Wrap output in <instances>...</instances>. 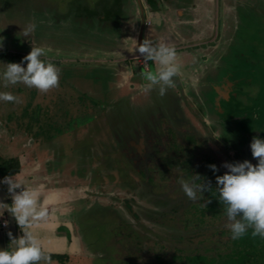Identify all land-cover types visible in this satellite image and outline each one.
Here are the masks:
<instances>
[{
	"label": "rangeland",
	"instance_id": "rangeland-1",
	"mask_svg": "<svg viewBox=\"0 0 264 264\" xmlns=\"http://www.w3.org/2000/svg\"><path fill=\"white\" fill-rule=\"evenodd\" d=\"M72 3L74 0H0V42L3 45L0 47V73L4 71L5 64L21 62L23 52L28 54L33 43L50 45L52 49L48 51L46 59L60 69L59 87L47 93L23 84L5 88L0 81V92H11L19 98L18 103H0V107L6 105L0 113L10 122L19 121L24 136L44 137L58 152L68 148L70 158L75 163L74 170L87 171L88 177L94 175L90 177L88 197L93 203L82 206L75 215L76 230L81 231L82 240L87 246L85 262L189 264L191 261L196 264L198 259L193 257L200 255L204 264H214V259L218 262L227 259L230 263L231 233L226 227L227 222L213 219L210 215H207L204 224L194 219L193 215L201 212L198 207L201 202L189 200L178 186L175 176L168 180L161 171V178L158 181L150 180L149 186L143 183V189L137 175L132 176L135 177V187L124 186L122 178L116 177V169L107 167L109 162H114L120 174L132 171L129 161L116 154V127L126 132L138 121L144 124L139 131L146 128L149 131L146 122L154 124L151 117L157 111V102L163 100L159 98L157 90V102L151 101L145 107L131 106L129 98L124 97L128 96L127 91L117 98L114 73L109 64L83 61V54H71L75 47L88 40L92 44L94 38L83 37V43L64 32L62 41L59 39L61 35L55 34L46 19L42 18L56 17L51 11L66 14L74 7ZM36 7L45 8L46 11L32 15ZM132 7L133 4H130L131 10ZM30 24L36 25L35 31L25 36V29ZM228 24L226 38L229 42L226 44L230 58L225 57L227 62H221L218 68L222 72L230 68L231 74L243 75L248 79L244 83L246 88L242 84L235 88L239 95L246 94L247 103L243 110H248L251 116L244 131L251 133L257 128L264 131V0H241L237 14H232ZM99 34L100 40L94 43L109 47V34ZM59 47L68 51L67 54L53 50ZM23 66L26 67V62ZM109 88L110 95L103 93ZM115 95L114 102H109ZM104 104L108 106L106 111H103ZM133 129L136 130L135 127ZM159 129L156 128L157 131ZM132 138L135 137L131 135ZM65 145L67 148L64 149ZM78 157L83 158L80 167L77 166ZM209 176L215 181L218 175L210 172ZM202 196V193H198L199 198ZM127 202H131V208ZM219 209L220 206H215L213 212ZM6 241L9 242L0 232V249L7 248ZM158 256L161 257L160 262Z\"/></svg>",
	"mask_w": 264,
	"mask_h": 264
},
{
	"label": "flooded vegetation",
	"instance_id": "flooded-vegetation-1",
	"mask_svg": "<svg viewBox=\"0 0 264 264\" xmlns=\"http://www.w3.org/2000/svg\"><path fill=\"white\" fill-rule=\"evenodd\" d=\"M130 3L133 4L132 12L137 15L139 29L137 31L133 27L128 29L123 33L120 41L114 33L106 32L94 25L78 23L73 19L59 20L54 16L42 19H46L55 34L61 35L59 39L62 41L64 32L67 35L72 34L73 39L83 43V37L94 38L92 44L88 43L89 40L82 45L75 42L74 44L80 46L75 47L71 54L73 56L83 54L85 58L83 61L109 64L114 73L116 95L127 91L126 93L129 94L124 97L129 98V104L137 108L145 107L151 101L157 102L155 92L159 90L158 86H155L151 91H144L147 83L141 73L145 69L155 70L156 64L152 61L145 64L138 46L148 39L154 46L163 43L175 49L177 62L181 65V74L174 78L175 87L168 88L163 96L159 94L163 102H157V111L155 115L153 113L154 117L153 115L151 117L154 124L149 125V122H146L149 131L146 130L147 128L139 131L144 124L138 121L126 132L116 127L115 139L118 149L116 154L129 161L132 171L120 174L119 167L117 165L115 167L114 162H109L107 167L116 169L117 173L115 171L113 173L117 178L119 176L122 178L124 186L135 187L133 180L135 177L132 176L137 175L141 179L139 181L143 189V183L149 186L150 180L158 181L161 178V171L168 180L175 176L179 187H181L179 184L181 178L191 180L195 175H199L200 180L197 183L210 182L212 187L209 192L202 193L203 196L196 200L201 202L198 206L201 212H196L193 215L194 219L204 224L207 222V215H210L213 219L228 222L225 207L218 200L216 180L210 179L209 174L213 171L209 165H216L218 171L214 173L217 175H223L227 171L223 167L227 161L234 163L249 160L255 165L258 161L252 156L251 141L254 137L264 139V131H259L260 128L251 133L244 131L249 125L251 116L248 110H243L247 103L246 94L239 95L235 88L241 84L246 88L244 83L248 79L243 78V75L231 74L230 68L224 72L218 68L221 62L227 60L225 57L230 58L226 44L229 42L226 38V28L229 26L232 14H237L241 0H130ZM178 4L181 6L177 7ZM99 33L109 34L107 37L109 42L111 40L109 47L94 43L100 40ZM162 36H167L166 41L161 40ZM32 46L52 49L46 43H33L30 48ZM53 50L63 54L68 52L62 47ZM25 54L23 52L24 56ZM104 92L110 95L111 89L103 90ZM116 95L109 99V102H114ZM0 103L8 104L3 101ZM89 104L91 106V102ZM6 105L0 109H4ZM103 106L105 110H102L106 111L107 104ZM2 118L0 113V120ZM11 122L15 126L12 133H21L19 121ZM237 124L239 126H236ZM134 127L136 130L133 129ZM157 127H160L159 131L156 130ZM131 135L135 137L132 138L134 140L131 139ZM8 160L10 159L0 161L1 181L4 179L3 165ZM17 162L19 163V160ZM93 176L90 175L89 178ZM3 186L7 192V185L3 184ZM145 193L147 194L146 190ZM8 198L11 204L9 195ZM208 200L211 202L207 204ZM92 203L90 200L84 202L83 206ZM130 204L131 202H127V206L130 207ZM215 206H220V211L213 212ZM3 220H6L7 226L4 228L0 226V232L9 241H6L8 248L10 245L8 233L11 232V228L6 211L0 216V222ZM75 232L81 237V231H77L76 227ZM20 235L22 232L18 227V237ZM235 247L230 236L231 253ZM66 260L68 258L60 262Z\"/></svg>",
	"mask_w": 264,
	"mask_h": 264
},
{
	"label": "clouds",
	"instance_id": "clouds-1",
	"mask_svg": "<svg viewBox=\"0 0 264 264\" xmlns=\"http://www.w3.org/2000/svg\"><path fill=\"white\" fill-rule=\"evenodd\" d=\"M36 25L30 24L25 29V36L35 31ZM0 42V47H2ZM50 49L32 46L31 51L19 63L11 62L0 73V81L5 88L10 85L23 84L35 88L41 93H47L59 87L60 69L46 59ZM145 64L152 61L155 70L145 69L141 76L146 81L144 91H151L159 86V94H166L168 88L175 87L174 78L181 74V65L177 62V53L173 47L160 43H153L145 39L138 46ZM26 62V67L23 64ZM0 101L19 102V98L11 92H0ZM252 156L258 161L253 165L249 160L243 162H225L223 167L227 171L216 176V191L218 200L225 207L227 224L233 240L243 237L249 229L253 237L264 238V139L254 137L250 144ZM213 172L218 169L215 164L209 165ZM199 175L191 180L181 178L179 184L187 198L196 201L198 193L209 192L211 183H197ZM7 185V193L11 204L0 202V216L5 209L14 217L22 235L18 238L9 232L10 245L7 249H0V264H51V254L44 251L42 243L34 234V227L46 221L49 211L41 203L42 189L40 187H26L12 176L4 177L0 181ZM19 189V191H17ZM211 201L208 200L207 204ZM207 204L205 207H207Z\"/></svg>",
	"mask_w": 264,
	"mask_h": 264
},
{
	"label": "crops",
	"instance_id": "crops-1",
	"mask_svg": "<svg viewBox=\"0 0 264 264\" xmlns=\"http://www.w3.org/2000/svg\"><path fill=\"white\" fill-rule=\"evenodd\" d=\"M166 39L167 36H162L161 40ZM14 127L5 118L0 120V161L19 160V171L11 176L26 187L42 189L41 203L47 206L49 216L34 227V234L44 251L55 256L51 257V264H89L84 260L87 246L75 232L76 211L88 202L90 192L87 171L74 170L75 163L66 145L67 150L58 152L44 137L13 134ZM81 159L78 157V163L76 161L79 167ZM57 256L68 260L60 262Z\"/></svg>",
	"mask_w": 264,
	"mask_h": 264
},
{
	"label": "water",
	"instance_id": "water-1",
	"mask_svg": "<svg viewBox=\"0 0 264 264\" xmlns=\"http://www.w3.org/2000/svg\"><path fill=\"white\" fill-rule=\"evenodd\" d=\"M72 4L74 7L66 14L51 10L49 12L51 11L59 20H69L72 17L78 23L94 25L106 32L114 33L119 41L123 33H126L128 29L132 27L136 31L139 29L136 19L137 15L130 8V0H74ZM180 6L181 4L177 5V7ZM40 11L46 10L45 8L36 7L31 14L33 15ZM0 200L6 205L10 204L2 183H0ZM5 211L10 221L12 236L18 238V225L12 214L7 209Z\"/></svg>",
	"mask_w": 264,
	"mask_h": 264
},
{
	"label": "trees",
	"instance_id": "trees-1",
	"mask_svg": "<svg viewBox=\"0 0 264 264\" xmlns=\"http://www.w3.org/2000/svg\"><path fill=\"white\" fill-rule=\"evenodd\" d=\"M18 171H19V163L17 162L16 159H10L3 165L2 176L3 177L11 176ZM0 226H1V222H0ZM233 242L236 245V247L234 248V250H232V257L230 259L231 260L230 263L229 260L227 259L221 260L220 262L214 259L212 263L215 264L217 262L216 264H264V238L258 236L253 237L251 235V229H249L248 232L243 237L233 240ZM51 257H55V256L51 255ZM57 257L58 259H60V261L64 260V257L62 260L60 256ZM199 257L200 255L199 256L194 255L193 257L198 259V261H196V264H204L203 256H201L200 258ZM158 258L159 259L157 260L160 262L161 257L158 256ZM174 264H176V262H174ZM189 264H193V263H191L190 261Z\"/></svg>",
	"mask_w": 264,
	"mask_h": 264
},
{
	"label": "built area",
	"instance_id": "built-area-1",
	"mask_svg": "<svg viewBox=\"0 0 264 264\" xmlns=\"http://www.w3.org/2000/svg\"><path fill=\"white\" fill-rule=\"evenodd\" d=\"M7 226V222H6V220H3V221H1V227H6Z\"/></svg>",
	"mask_w": 264,
	"mask_h": 264
}]
</instances>
